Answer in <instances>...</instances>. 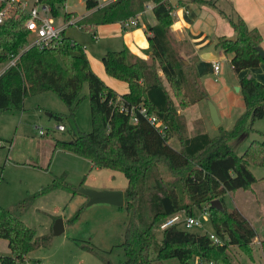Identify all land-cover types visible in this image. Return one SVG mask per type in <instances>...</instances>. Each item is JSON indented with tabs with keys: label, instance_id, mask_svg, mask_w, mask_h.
I'll use <instances>...</instances> for the list:
<instances>
[{
	"label": "trees",
	"instance_id": "obj_1",
	"mask_svg": "<svg viewBox=\"0 0 264 264\" xmlns=\"http://www.w3.org/2000/svg\"><path fill=\"white\" fill-rule=\"evenodd\" d=\"M36 2L49 5L56 17L66 0ZM99 4L98 0H86L88 13L75 23L94 30L103 23L124 24L131 19L141 24L140 15L146 23L150 41L145 49L148 58L128 47L110 49L102 57L106 71L125 80L128 90L119 93L108 85L92 68L85 46L66 35L65 30L61 40L49 47H27L32 39L25 25L29 16L26 10L17 7L15 13L0 23V63L18 54L16 63L0 74V109H23L28 95L53 90L66 103L70 115L75 116L84 84H88L92 129L74 131L70 139H57L55 146L89 158L93 167L119 170L127 176L124 206L128 219L120 243L124 254L120 264H166L171 258L177 259V264H194L197 259L230 264L228 250L233 245L250 254L257 228L241 210L227 207L224 194L239 188L251 189L257 177L250 165H264V140L253 139L242 154L230 143L232 138L252 128L256 119L264 117V82L252 74L243 75L239 85L246 107L233 125L224 128L220 124L215 135L204 130L190 134L178 106L186 108L208 95L196 60L184 58L185 54L176 46L177 42L187 45L186 40H178L170 32L174 22L170 0H113L104 6ZM149 4H153L157 23H149L143 15ZM220 13L236 33L234 39L217 36L214 46L233 53L230 62L235 72L264 62L258 50L263 39L260 29L249 26L238 14L234 17L222 10ZM69 14L65 16L71 17ZM160 70L178 99L169 93ZM140 106H146L148 114H156L162 120L164 131L140 112ZM123 107H135L138 120L133 121L131 113ZM54 115L63 119L62 114ZM173 136L180 138V148L170 142ZM162 161L171 173L183 171L181 176L165 177ZM65 175L56 176L41 191L12 206L0 204V238L8 240L11 250L0 255V264H30V251L49 245L53 225L51 231L38 233L24 220V215L42 194L58 189L72 195L82 193L78 190L82 183L76 186ZM215 199H220L223 205H213ZM84 203L65 219L66 223L79 218ZM194 206L207 210L214 233L222 242L215 241L208 232L192 231L180 224L162 229V237L158 239L156 228L163 219L175 212L194 214ZM260 244L264 253V235ZM87 247L100 252L94 246ZM153 247L155 257L151 255ZM104 260L105 264H116L107 256Z\"/></svg>",
	"mask_w": 264,
	"mask_h": 264
},
{
	"label": "rangeland",
	"instance_id": "obj_2",
	"mask_svg": "<svg viewBox=\"0 0 264 264\" xmlns=\"http://www.w3.org/2000/svg\"><path fill=\"white\" fill-rule=\"evenodd\" d=\"M32 1L34 0H30V2ZM105 1L99 0V2ZM179 1L171 0L174 5L179 4ZM215 2L218 7L214 5ZM198 3L194 4L201 6ZM207 3L210 7L213 6V9L215 7L217 16L220 15L222 19L224 16L220 13L222 10L220 8L226 7L230 10L227 11L230 12L229 15L234 17L237 15L236 11L231 8L230 1L208 0ZM4 7L9 16L18 10L16 5L6 4ZM86 12V0H66L65 4L59 7L56 24H63L69 19L73 22L77 21L81 16L86 15ZM66 13H70L71 17H66ZM113 26L116 24L107 23L102 27H95L94 30H88L77 23H71L66 26L65 34L85 46L89 57L91 56L93 67L98 70V67L103 65L102 57L108 50L121 49L122 37L112 32L114 31ZM203 32L206 33V31ZM93 33L96 35L94 36ZM207 38L210 39V37ZM214 40L215 38L204 48L205 55L199 54L198 57H194L196 66H198L197 63L204 62L199 74L208 97L198 100L200 102L194 101L189 105L192 106L198 102L197 104L202 108V118L195 121L194 131L204 130L212 135L219 132L220 124L224 128L232 126L238 115L245 110L243 93L236 87L239 85V79L249 71L258 80L264 82L263 67H250L238 73L235 72L230 62L233 53L216 49ZM176 46H179L182 55L183 51H187V54L183 55L184 58L192 57L188 45L177 42ZM213 54L217 56V60L221 64L219 73L215 72L212 60H209ZM6 64L7 61L1 62L0 69ZM103 72L108 77V80L105 81L108 85H112L116 89H120L121 85L125 87L124 80L109 75L104 69ZM159 72L169 93L174 99H178L171 83L161 70ZM193 76L194 74H192ZM209 99L218 108L222 120L219 124H215L211 117ZM182 109L185 108L178 106L179 112L186 121L188 131L190 116L188 117ZM194 109L196 106L189 108L190 111ZM54 114H62L63 119H58ZM60 122L66 125V129L57 127ZM91 129V105L87 83L84 84L82 99L78 104L75 116L70 115L66 103L53 90L28 95L24 100L23 109L15 107L0 109V204L12 206L22 198L41 191L56 176H61L64 173L66 179L76 186L82 183V186L94 189L124 190L128 179L122 171L107 167H93L89 158L55 146L57 139H70L74 131H90ZM173 138L174 143L181 144L178 136H173ZM253 139L264 140V117L256 119L252 128L232 138L230 143L238 154H242ZM250 167L257 177L252 188L228 191L224 194V201L227 207L238 208L247 215L257 228V236L251 243L250 254L238 245L230 247L228 250L230 264H264V254L259 243L260 235H264V165L252 163ZM161 171L167 178L179 177L183 172L171 173L164 161L161 163ZM87 200V195L84 193L72 195L70 191L61 189L42 194L37 199L24 215V220L35 227L38 233L51 231L52 225L58 217H63L65 220L85 203L75 222H65L63 232L51 234L48 246L30 251V264H105L104 256L110 258L114 263L120 264L124 259L120 243L123 240L125 224L128 219L127 208L124 205L107 202L88 205ZM193 211L202 224L192 226L191 230L200 233H214L212 220L204 208L194 206ZM156 232L160 240L161 229L156 228ZM7 242L6 238L2 239L0 255L10 253V249L5 252L6 246H9ZM87 245L96 247L100 252L87 247ZM151 255L152 257L156 256L154 247L151 249ZM166 264H177V259H168Z\"/></svg>",
	"mask_w": 264,
	"mask_h": 264
},
{
	"label": "crops",
	"instance_id": "obj_3",
	"mask_svg": "<svg viewBox=\"0 0 264 264\" xmlns=\"http://www.w3.org/2000/svg\"><path fill=\"white\" fill-rule=\"evenodd\" d=\"M111 1L113 0H106L105 2H100V5L104 6L110 3ZM205 1L208 2V0H180L179 4L174 5L173 2H171L170 0L171 4L173 5L172 14L174 17V22L170 25V32L174 35L176 39L186 40L187 45L189 47V52L191 53L192 57H198L199 54L205 55V52L203 51L204 48L209 45L217 36H231L235 35L236 33L235 28L232 26V24L225 17H223V19L220 17V15H218V17L217 10L215 9V7L213 9V6L210 7V5H208V3H206ZM229 1L233 5H230L231 8L234 9V11H236L238 15L242 16L245 19L246 23L249 24V26H256L260 29L263 36L262 47L264 48V0H226V2ZM197 2H199L201 6L194 4ZM214 5L218 7L216 2L214 3ZM220 9H222V11L227 14L230 13L227 12L230 10H228L226 7ZM87 13L88 11L85 14ZM143 15L149 23H157L156 16L154 15L152 9L146 8V11ZM210 19H212V22H210ZM139 20L141 24L133 25L127 28H125L123 23H115L116 26H113L114 31L112 32L115 35H120L122 37L121 48L128 47L132 52L141 55L145 58H148L149 55L145 52V49L148 48L150 45L149 34L146 30V23L144 22L141 15L139 16ZM103 25H107V23L100 24L98 25V27H102ZM113 29L111 28V30ZM201 30L206 31V33ZM199 31L202 33H198ZM207 32H209V35H207ZM93 35L95 36L96 33ZM207 37H210V39ZM183 53L186 55L187 51H183ZM89 58L92 65L91 56ZM210 58L211 59L209 60H212V63L217 60V56L215 54H213V57L210 56ZM8 64L9 62L7 61V64L2 69H0V74L9 66ZM197 64L198 66H196V68L198 72L199 70L202 71V66L204 62ZM256 67L264 68V62H262L259 67ZM92 68L97 72L98 75H100L101 78L104 79V81L108 80V77L103 72V69L106 71L104 62L102 66L98 67V70L94 68L93 65ZM246 74H250L249 71ZM113 88L119 93H124L128 90L129 86L128 83L125 81V87L121 85L120 89H116L115 87ZM198 102L194 103L192 106L182 109L183 112L188 115V117L190 116V119H188V131L190 134L194 132L195 121L197 119L199 120L200 118H202V108L197 104ZM193 106H196V109L190 111L189 108ZM194 117L196 118L194 119ZM173 139L174 138L172 137L170 142L175 147L180 148V144L174 143ZM262 237L263 235H260L259 243ZM2 239L3 238H0V243ZM8 249H10L9 246H6L5 252H7Z\"/></svg>",
	"mask_w": 264,
	"mask_h": 264
},
{
	"label": "built area",
	"instance_id": "obj_4",
	"mask_svg": "<svg viewBox=\"0 0 264 264\" xmlns=\"http://www.w3.org/2000/svg\"><path fill=\"white\" fill-rule=\"evenodd\" d=\"M99 1V0H98ZM6 3L7 5H16L22 10H26L28 12V19L25 22L26 27L31 31L32 39L27 47H31L33 45H37L40 48H46L51 46L53 43L61 40L63 36V32L66 29L68 24H73L76 21L69 20L64 22L63 24H56V17L53 15L52 9L49 5L37 3L36 0L30 2V0H0V5L2 3ZM100 3V2H99ZM5 4V5H6ZM4 5V6H5ZM100 5V4H99ZM1 6L0 7V23H3L8 16L7 9ZM101 6V5H100ZM153 4H149L147 9H152ZM137 19H131L124 23L125 27H131L133 25H137ZM18 58L17 55H13L9 60V66L16 63ZM213 67L216 73H219L221 64L219 60H215L213 62ZM128 112L131 113V119L133 121L138 120L137 109L135 107H123ZM140 112L148 115L149 120L152 124L156 125L160 131H164V123L156 114H148L146 106H140L138 108ZM57 127L59 129H66V125L63 122H60ZM42 131V130H41ZM207 212V210L204 208ZM208 213V212H207ZM180 224L187 229H191L194 225H201V220L192 213H183V212H175L165 219H163L159 224V229H164L168 226ZM210 236L217 242H222L223 240L216 235L215 233H209ZM194 264H213V261H203L197 259Z\"/></svg>",
	"mask_w": 264,
	"mask_h": 264
},
{
	"label": "water",
	"instance_id": "obj_5",
	"mask_svg": "<svg viewBox=\"0 0 264 264\" xmlns=\"http://www.w3.org/2000/svg\"><path fill=\"white\" fill-rule=\"evenodd\" d=\"M230 39H234L235 36H229ZM259 53L264 58V48L262 46H258ZM237 90H240V85H237ZM209 108L211 117L215 124L221 123V117L219 115L218 108L216 104L209 99ZM78 190L87 195L88 200L87 204L91 205L97 202H107L117 205H124L125 196L124 190L122 189H94L90 187L80 186ZM213 205L222 206L223 203L220 199H215L212 202ZM65 229V220L63 217H58L53 224V232L55 234H60Z\"/></svg>",
	"mask_w": 264,
	"mask_h": 264
}]
</instances>
